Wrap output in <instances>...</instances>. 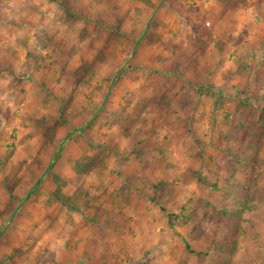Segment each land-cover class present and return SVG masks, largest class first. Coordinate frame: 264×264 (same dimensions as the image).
<instances>
[{
    "label": "rangeland",
    "instance_id": "1",
    "mask_svg": "<svg viewBox=\"0 0 264 264\" xmlns=\"http://www.w3.org/2000/svg\"><path fill=\"white\" fill-rule=\"evenodd\" d=\"M17 1L0 0V264H75L73 257L80 264H264V201L252 197L239 234L235 217L222 220L200 206L209 200L238 212L235 186H248L251 168L238 166L222 194L192 176H213L223 113L235 89L253 86L236 72L237 59L250 52L264 58V0L233 10L217 0H78L85 14L71 24L51 0ZM197 39L207 44L200 57ZM98 56V74L86 77ZM57 122L54 146L39 153L44 130ZM263 134L258 128L252 141ZM56 150L51 166L71 179L63 196L88 194L83 213L52 197L47 171ZM83 156L103 164L76 175ZM256 185L264 189V167ZM155 188L170 194L164 211L151 201ZM46 206H57L62 219L49 218ZM73 212L80 222L73 236L60 233ZM167 215L188 223L170 226ZM43 221H52L48 235ZM193 230L205 237L193 240ZM225 234L235 235V249Z\"/></svg>",
    "mask_w": 264,
    "mask_h": 264
},
{
    "label": "trees",
    "instance_id": "2",
    "mask_svg": "<svg viewBox=\"0 0 264 264\" xmlns=\"http://www.w3.org/2000/svg\"><path fill=\"white\" fill-rule=\"evenodd\" d=\"M58 4L59 8L64 13V21L71 24L75 17H81L84 15L78 0H51ZM253 0H217L218 4L223 6L225 9L233 10L240 6H247L248 3H251ZM117 17H114L116 19ZM150 23V19L147 21V24ZM115 29H120L116 27ZM144 38L146 33L143 34ZM147 43L152 45L153 41L149 37ZM201 41V40H200ZM197 39V46L193 50L198 57L202 56L206 48L205 44L200 43ZM194 45V44H193ZM202 45V46H201ZM201 46V47H200ZM183 54H186L187 57L192 55L189 52V49H184ZM30 55V54H29ZM101 56H98L95 60L86 66L84 72L86 77L96 76L100 69ZM249 59H254L255 64L251 65L248 63ZM36 62V59H34ZM193 63H196V60H193ZM188 65V64H187ZM186 64L180 67H177V71H182ZM236 72L242 76H249L253 83L252 87H242L240 89H235V103L233 107L223 113V120L225 121V127L217 135L220 139L221 145L217 148V153L213 158L212 162V175L202 174L197 171L192 174L193 178L196 181V184L200 188H206L211 193H221L225 192L229 187H232L236 182V173L237 167L240 165L249 166L252 170L249 179L248 186H235L237 187L236 192L238 202L243 204V207L238 209V212L233 213L227 210L223 206H218L217 203L209 200H200V206L204 209L211 208L212 212L219 216L220 219L231 221L233 217L237 219L235 222V231L234 234H239L243 230L242 223L246 221V215L252 209V197L256 195L258 202L264 201V189L256 185L258 175L260 174L261 169L264 167V134L261 135L258 141L253 142V135L258 128L264 127V58L261 60L257 59V56L253 53H245L238 57L237 59V69ZM115 75H119L118 72ZM212 88L211 85H208L205 89L208 93V90ZM220 101L215 102V106L220 107ZM215 108V109H216ZM214 114V113H213ZM62 116V115H61ZM61 122H65L63 118H59ZM60 122V123H61ZM57 122L55 127L46 128L43 132L44 143L39 148V153L45 154L51 147L55 144V135L56 128L59 126ZM62 147L61 145L58 147ZM57 150L52 155V162L49 164L50 170L48 169L47 173H51L52 182L54 184V189L52 191L53 199L64 206L69 210H80L82 213L87 210L89 198L88 194L84 193L83 195H72L68 198L63 196V189L71 182V179L67 176L61 174L58 171H55L51 166L55 159L57 158ZM102 161L96 160L94 157L83 156L78 158L74 163V171L76 175H87L91 171L99 168L102 165ZM167 180L173 179L172 175L168 172L164 174ZM42 179V176L39 177L38 181ZM37 185V184H36ZM157 192L155 188L154 196L152 202L159 206L160 210L164 211L163 201L170 195L166 189H162ZM31 191L25 194L18 202V205L21 204L29 195ZM14 212H11L9 216H12ZM169 220V225L173 226L177 220H179L180 225H185L188 223V218L186 216L179 219L176 215H167ZM9 218V217H8ZM225 228L227 224L224 225ZM237 227V228H236ZM232 229V228H231ZM230 230V229H229ZM231 232H229L230 234ZM227 234V233H226ZM225 234V237L227 236ZM200 236L205 237V232H198L193 230L191 232V238L197 240ZM235 235L227 236L229 244L235 249L236 242L234 240ZM216 244L217 241H214ZM213 243V247L215 246ZM216 249V247H215ZM21 254L22 252H17ZM43 262L42 264H44Z\"/></svg>",
    "mask_w": 264,
    "mask_h": 264
},
{
    "label": "crops",
    "instance_id": "3",
    "mask_svg": "<svg viewBox=\"0 0 264 264\" xmlns=\"http://www.w3.org/2000/svg\"><path fill=\"white\" fill-rule=\"evenodd\" d=\"M20 2V0H18L17 1V3H19ZM12 21V20H11ZM11 54V55H10ZM14 54H16V52L14 51V50H9V52L7 53V55H8V57L10 58V56H12V57H14L15 55ZM17 56H18V52H17ZM7 57V58H8ZM15 61V60H14ZM16 62V61H15ZM7 66H10L12 69L13 68H15V64L14 63H9V64H6ZM26 82V84H24ZM25 82H22L23 83V85H25V87L29 84L28 83V81H25ZM28 87V86H27ZM11 95V94H10ZM29 95H30V93H27V94H25V97L26 98H29ZM12 96V95H11ZM23 99H24V95H22L21 96ZM39 98V97H38ZM12 99H14V98H12ZM72 176L73 175H75L74 173H72L71 174ZM76 178H79V176H77ZM77 180V179H76ZM80 181V180H79ZM44 209L46 210L45 211V213H49V214H44V216H43V219H45V220H47V216L49 217V218H51V217H55L56 218V220H57V218H59V219H62V213L60 212V210L57 208V206H53V207H48V206H46V207H44ZM17 211V210H16ZM74 213L75 212H73L72 214H70V215H68V216H70L69 218H68V221L70 222L68 225H65L64 226V229L65 230H63V228L60 226V227H58L57 228V230H59L60 231V233L61 232H63L64 234L67 232L68 234H70V235H72L73 236V233L70 231L71 229H72V227L74 226V225H76V226H78V224L80 223L79 222V218H77V216H75L74 215ZM48 218V219H49ZM85 219L87 218V217H84ZM59 219H58V221H59ZM64 220H66V219H64ZM71 220L73 221V222H71ZM61 222V221H60ZM104 222V221H103ZM42 225H44V224H46V223H44V221L41 223ZM57 225H59V224H57ZM23 227V229H24V226H22ZM50 229H53L54 230V227H53V224H52V221H50V222H48L47 224H46V230H43L42 232H44L46 235H48L47 233L50 231ZM63 230V231H62ZM41 232V233H42ZM47 232V233H46ZM62 233V234H63ZM88 237V236H87ZM89 237H90V239H91V236L89 235ZM76 238H72V239H69V240H75ZM109 239V238H108ZM93 240H96V238H94ZM97 241H98V239L96 240V241H94L95 243H97ZM65 242L63 241L62 242V245L64 244ZM65 245H66V243H65ZM85 245H87V244H85ZM81 246H83L82 244H81ZM92 248H94V247H90V248H86V249H90L89 250V252H92L91 251V249ZM81 250V249H80ZM80 250H77V257L79 258V259H81V256H84V255H81L84 251H81L80 252ZM56 258V257H55ZM57 259V258H56ZM64 260H67L66 258H65V256H64ZM77 258H74L73 257V261L75 262V264H80V261L78 260ZM77 261V262H76ZM88 261L86 260V263H87Z\"/></svg>",
    "mask_w": 264,
    "mask_h": 264
}]
</instances>
